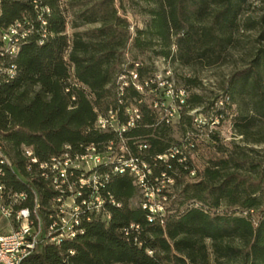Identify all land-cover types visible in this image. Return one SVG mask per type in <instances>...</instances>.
Returning a JSON list of instances; mask_svg holds the SVG:
<instances>
[{
    "label": "trees",
    "instance_id": "trees-1",
    "mask_svg": "<svg viewBox=\"0 0 264 264\" xmlns=\"http://www.w3.org/2000/svg\"><path fill=\"white\" fill-rule=\"evenodd\" d=\"M247 1L0 0V34L13 27L18 39L15 53H0L1 201L47 223L64 194L45 178L49 171L40 164L66 149L76 154L88 145L101 150L109 141L117 144L119 138L95 122L109 108L122 114L130 104L140 118L123 132L125 145L150 166L149 186L166 183L158 192L165 197L163 210L150 221L133 175L100 167L108 173L99 189L101 214L82 213L81 232L59 243L41 236L21 264H264V153L221 145V156L200 173L190 156L182 162L155 159L183 140L195 143V151L193 109L222 121L233 103L243 101L247 112L231 116L239 135L264 120V13L245 23L256 32L253 55L227 77L223 94L204 105L201 95L189 96L183 85L187 98L175 123L179 140L152 107L157 84L143 85L157 73L142 57L148 52L184 66L221 63ZM127 6L140 8L142 27L131 30ZM11 68L13 74L7 72ZM131 71L143 92L132 85ZM120 75L128 81L121 92ZM186 81L199 85L196 78ZM210 137L219 139L216 133Z\"/></svg>",
    "mask_w": 264,
    "mask_h": 264
},
{
    "label": "built area",
    "instance_id": "built-area-1",
    "mask_svg": "<svg viewBox=\"0 0 264 264\" xmlns=\"http://www.w3.org/2000/svg\"><path fill=\"white\" fill-rule=\"evenodd\" d=\"M15 34L16 29L13 27L0 34V41L3 44L1 54L15 53L18 42ZM7 72L13 74V68ZM130 78L132 85L140 92H143V85L156 83L157 88L154 90L151 104L157 113L158 121L170 125L178 121L187 98V91L183 86H174L168 77L159 80L158 73L154 77L145 78L143 85L138 82L135 72H130ZM118 82V89L121 92L128 83L127 76L120 75ZM189 114L196 128L199 129L208 124L206 117L199 112V109H193L189 111ZM123 116L126 117L125 120L122 119ZM139 118L140 111L135 105H125L122 114L119 113L118 108H109L105 113L98 115L95 126L101 131L115 134L119 138L117 144L109 141L101 150L95 145H88L82 153L76 154L66 149L40 164L42 169L49 171L45 178L58 192L64 194V197L60 195L57 198L56 211L53 215H49L47 223H44L38 215L31 218L28 209L14 211L12 204L0 202L1 216L15 220V228L7 234L0 235V264H21L36 249L41 236L55 243H59L63 238L74 237L81 232L78 225L84 212L101 214L103 199L99 189L107 181L108 173H100V167H107L112 172H128L133 175L134 183L140 188L143 196L142 207L147 208L151 213L148 217L150 221L154 214L162 212L165 197L159 196L158 192L166 183L160 181L155 188L148 185L150 166L139 155H135L125 145L123 139V132L134 126ZM208 119L211 124H216L219 120L218 117ZM194 145L195 143L190 140H183L179 146L169 148L164 154L157 155L155 159L168 161L177 157L178 161L182 162L187 156L191 157ZM145 147V145H138V149ZM191 174L193 175V171ZM166 182L172 184L173 180L167 178ZM17 197L24 198L23 194ZM103 217L109 218L108 215Z\"/></svg>",
    "mask_w": 264,
    "mask_h": 264
},
{
    "label": "rangeland",
    "instance_id": "rangeland-1",
    "mask_svg": "<svg viewBox=\"0 0 264 264\" xmlns=\"http://www.w3.org/2000/svg\"><path fill=\"white\" fill-rule=\"evenodd\" d=\"M126 9L128 11V19L131 22V30H134V26L142 27L145 16L139 13L140 8L134 6L131 9L127 6ZM262 13H264V0H248L245 3L239 16V28L233 32V44L228 47L223 61L217 65L211 67L184 66L177 61H164L161 57H157L151 52L146 53L142 57L146 62L153 64L157 68V73L160 75L159 80L169 77L170 82L176 87L186 85L188 87V95L190 96L193 93L201 95L203 103L206 105L217 98V96L223 94L222 86L233 71L248 64L253 55L252 47L254 46L256 32L245 28L244 25L252 19H257ZM95 26L96 24L85 25L78 29L83 30ZM187 78H196L199 81V85L192 86L188 84ZM248 108L250 107L246 106L243 101H238L232 104V107L227 111L228 116L222 121L218 120V123L211 124L209 117H206L208 126L197 130V137H195L197 146L191 155L192 164L197 173L202 172L211 159L221 156L222 153L219 151L221 145L231 148L233 144H238L245 148H253L260 154L264 153V120H256L251 125L250 130L244 135H239L233 128V117L231 118V116H235L239 110L246 113ZM171 126V136L175 140H179L181 138L179 127L175 123ZM213 133L218 134V140L211 139L210 134ZM184 179L193 181L195 178L184 176ZM135 202L136 199L134 200ZM0 218L4 217L0 215ZM11 224L13 230L15 228V220L12 219ZM10 231L11 229L6 231L5 234Z\"/></svg>",
    "mask_w": 264,
    "mask_h": 264
},
{
    "label": "crops",
    "instance_id": "crops-1",
    "mask_svg": "<svg viewBox=\"0 0 264 264\" xmlns=\"http://www.w3.org/2000/svg\"><path fill=\"white\" fill-rule=\"evenodd\" d=\"M2 219L0 218V235L5 234V232L10 229L12 230V227H13L11 224L12 220L6 219V218H2Z\"/></svg>",
    "mask_w": 264,
    "mask_h": 264
}]
</instances>
